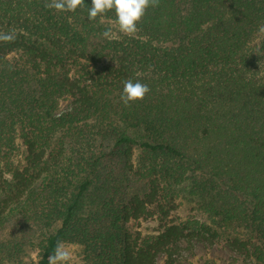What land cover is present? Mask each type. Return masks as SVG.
Listing matches in <instances>:
<instances>
[{
  "label": "trees",
  "instance_id": "16d2710c",
  "mask_svg": "<svg viewBox=\"0 0 264 264\" xmlns=\"http://www.w3.org/2000/svg\"><path fill=\"white\" fill-rule=\"evenodd\" d=\"M48 2L0 0V33L15 32L0 42V262L34 249L48 264L59 241L99 243L94 264H152L120 245V220L162 185L207 218L198 234L264 264V0H159L132 38L113 12L90 21L91 0ZM129 79L151 91L126 107Z\"/></svg>",
  "mask_w": 264,
  "mask_h": 264
},
{
  "label": "rangeland",
  "instance_id": "374dc122",
  "mask_svg": "<svg viewBox=\"0 0 264 264\" xmlns=\"http://www.w3.org/2000/svg\"><path fill=\"white\" fill-rule=\"evenodd\" d=\"M9 56L11 58L15 55L10 54ZM65 106L66 102L61 103L60 110ZM138 155L139 152L134 150L132 156L134 165ZM14 164L18 168L25 166L24 156L16 155ZM160 186L158 190L145 189L141 199L140 213L136 217L123 215L120 220L121 231L124 235L120 240L121 246H128L133 252L138 249L149 250L148 253L153 260L152 264H204L205 262L254 264L244 251L233 247L226 237L212 239L207 235L198 234L200 224H195L193 221L208 224V220L198 210L194 201L186 194L176 196L170 194L164 190L162 185ZM128 196L129 193L125 196L121 206ZM86 209L90 210L89 207ZM28 226L32 230L30 234L32 238H35V244L37 237L42 235V228L32 223ZM172 226L179 228L182 233L168 240L167 230ZM61 245L71 253L68 264H94L98 259L99 243L97 242L88 243L87 247L80 242L62 243ZM36 262V251L25 249L16 261L8 259L1 261L0 264H36Z\"/></svg>",
  "mask_w": 264,
  "mask_h": 264
},
{
  "label": "clouds",
  "instance_id": "9594fccd",
  "mask_svg": "<svg viewBox=\"0 0 264 264\" xmlns=\"http://www.w3.org/2000/svg\"><path fill=\"white\" fill-rule=\"evenodd\" d=\"M32 0H29L31 3ZM84 0H50L45 4L46 8L57 12H76L78 7L84 5ZM159 0H91L88 8V19L95 21L98 16L113 12L115 25L120 34L132 38L138 32V24L142 21L149 7H158ZM264 32V25L260 26ZM106 39L112 38V29L106 28L101 34ZM15 40V32L0 33V42H12ZM151 91L147 84L129 79L123 82V90L120 100L128 107L138 101H143ZM71 253L65 250L58 241L52 254L48 256V264H68Z\"/></svg>",
  "mask_w": 264,
  "mask_h": 264
}]
</instances>
